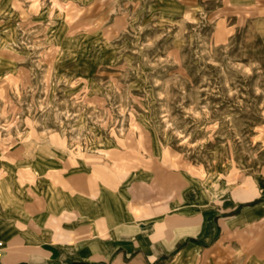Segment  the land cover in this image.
Wrapping results in <instances>:
<instances>
[{"label": "rangeland", "instance_id": "rangeland-1", "mask_svg": "<svg viewBox=\"0 0 264 264\" xmlns=\"http://www.w3.org/2000/svg\"><path fill=\"white\" fill-rule=\"evenodd\" d=\"M53 153L103 182L217 175L249 205L264 181V0H0V167ZM257 229L234 244L257 249Z\"/></svg>", "mask_w": 264, "mask_h": 264}, {"label": "crops", "instance_id": "crops-1", "mask_svg": "<svg viewBox=\"0 0 264 264\" xmlns=\"http://www.w3.org/2000/svg\"><path fill=\"white\" fill-rule=\"evenodd\" d=\"M27 165L0 167V264H229L244 249L254 253L245 264H264L263 241L234 244L246 228L264 236L263 180L240 207L217 175L139 168L103 182L84 160L56 153Z\"/></svg>", "mask_w": 264, "mask_h": 264}, {"label": "bare ground", "instance_id": "bare-ground-1", "mask_svg": "<svg viewBox=\"0 0 264 264\" xmlns=\"http://www.w3.org/2000/svg\"><path fill=\"white\" fill-rule=\"evenodd\" d=\"M58 32V31H57ZM63 37V36H62ZM56 38V37H55ZM62 40V39H61ZM92 153V152H91ZM1 241V240H0ZM1 248H2V251L4 249V245H3V242L1 241Z\"/></svg>", "mask_w": 264, "mask_h": 264}, {"label": "built area", "instance_id": "built-area-1", "mask_svg": "<svg viewBox=\"0 0 264 264\" xmlns=\"http://www.w3.org/2000/svg\"><path fill=\"white\" fill-rule=\"evenodd\" d=\"M2 255L1 241H0V257Z\"/></svg>", "mask_w": 264, "mask_h": 264}]
</instances>
